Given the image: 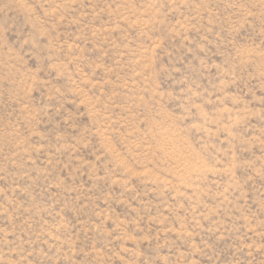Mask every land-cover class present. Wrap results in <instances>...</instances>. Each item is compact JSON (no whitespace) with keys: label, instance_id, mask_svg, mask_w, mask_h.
Returning <instances> with one entry per match:
<instances>
[{"label":"rangeland","instance_id":"1","mask_svg":"<svg viewBox=\"0 0 264 264\" xmlns=\"http://www.w3.org/2000/svg\"><path fill=\"white\" fill-rule=\"evenodd\" d=\"M0 264H264V0H0Z\"/></svg>","mask_w":264,"mask_h":264}]
</instances>
